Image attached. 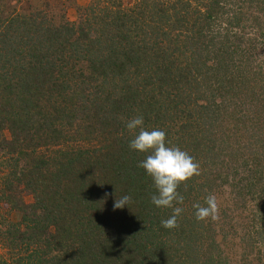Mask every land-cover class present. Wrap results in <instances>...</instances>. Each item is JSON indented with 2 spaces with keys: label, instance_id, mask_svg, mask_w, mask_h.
<instances>
[{
  "label": "trees",
  "instance_id": "trees-1",
  "mask_svg": "<svg viewBox=\"0 0 264 264\" xmlns=\"http://www.w3.org/2000/svg\"><path fill=\"white\" fill-rule=\"evenodd\" d=\"M54 14L0 19V264H239L238 252L264 264V0H92L77 22ZM136 116L205 161L177 189L182 204L151 202L138 166L150 153L129 147ZM209 195L216 218L197 220Z\"/></svg>",
  "mask_w": 264,
  "mask_h": 264
},
{
  "label": "clouds",
  "instance_id": "clouds-1",
  "mask_svg": "<svg viewBox=\"0 0 264 264\" xmlns=\"http://www.w3.org/2000/svg\"><path fill=\"white\" fill-rule=\"evenodd\" d=\"M142 116L129 119L126 129L133 134L129 147L141 153H150L138 165L144 169L146 174L152 178L156 193L151 196V202L158 208H173V203H183V196L177 191L181 184H184L194 176L200 174V166L187 152L179 147L166 146V133L161 129L146 130ZM138 130V131H137ZM109 194H105L107 197ZM127 195L115 199L114 210L122 209L130 202ZM207 206L195 204L196 219L205 220L208 217L216 218L218 205L216 197L209 195L205 201ZM183 211L180 207H174L170 218L161 221L165 229H174L178 226L177 217Z\"/></svg>",
  "mask_w": 264,
  "mask_h": 264
},
{
  "label": "rangeland",
  "instance_id": "rangeland-1",
  "mask_svg": "<svg viewBox=\"0 0 264 264\" xmlns=\"http://www.w3.org/2000/svg\"><path fill=\"white\" fill-rule=\"evenodd\" d=\"M92 0H0V19L5 20V18L9 17L11 14H19V15H32L35 13H38L39 10H52L54 16L56 17V24H59V18L62 21L68 20L71 22H77L80 17V11L85 9ZM133 1H129L128 4H132ZM2 30L4 29L3 25ZM5 32V31H3ZM1 85V84H0ZM8 138L9 134L7 131H4V133L0 134V141L3 138ZM2 163V160H0V164ZM204 162L198 163L199 165H203ZM3 167V165L1 164ZM1 182H3V178L0 177ZM226 190V189H225ZM218 193V201L219 204L227 203L229 201V194L228 190ZM221 193V194H220ZM224 193V194H222ZM221 195V196H219ZM24 201L26 204L30 205L34 203V198L31 195H25ZM8 211H10V208L7 204L0 202V215L2 216L1 219L7 215ZM0 216V217H1ZM11 220H13L16 223H20L22 221V215L20 212L12 211L10 214ZM226 251L230 256L233 254H237V250L232 248L231 245H228L225 247ZM4 254V251L2 247L0 246V260L2 258V255ZM242 252H238L237 256H234L231 260H236L240 264V260L243 257ZM242 264H260L257 261V258L255 256L249 255L247 256L245 254L244 259L241 262Z\"/></svg>",
  "mask_w": 264,
  "mask_h": 264
}]
</instances>
